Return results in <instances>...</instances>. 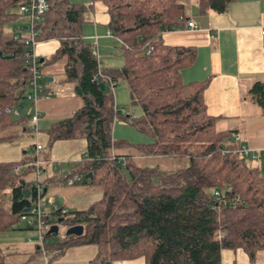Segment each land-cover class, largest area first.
<instances>
[{"label":"trees","instance_id":"obj_1","mask_svg":"<svg viewBox=\"0 0 264 264\" xmlns=\"http://www.w3.org/2000/svg\"><path fill=\"white\" fill-rule=\"evenodd\" d=\"M183 1L91 0L90 7L99 2L106 8L108 32L123 52L120 68L102 70L93 45L82 38L85 7L49 0L37 25L42 31L37 42L57 40L59 47L48 59L38 58L40 97L48 96L49 83L40 70L64 60L62 82L73 86L81 106L44 130L47 147L84 140L85 157L63 182L78 176V182L98 185L102 197L83 211L65 212L58 205L44 215L49 230L35 252L50 255L46 264L69 248L87 245L97 249L89 264L139 258L144 264H220L224 250L242 251L250 261L264 252V167H251L249 162L257 161L233 154L241 148L230 142L234 132L216 130V118L207 114L204 103L208 80L182 82L181 71L194 63L195 48L166 46L161 40L162 34L179 30L186 22ZM234 1L196 0L195 8L200 15L225 14ZM24 2L0 0V143L26 134L30 118L22 111L31 92L32 73L26 60L32 51L24 45L22 29L21 36L4 34L5 24L20 16L17 10ZM120 83L127 86L131 105L142 113L124 120L148 136L149 144L112 138L120 116L113 90ZM248 94L264 116V82L253 83ZM6 108L16 109L19 116L5 114ZM137 159L152 163L142 165ZM158 159L179 160L185 167L163 171L153 162ZM29 164L28 160L0 163V232L30 216L27 211L37 200L31 188L35 179H26L35 175ZM6 189L11 192L9 211L1 200ZM25 189L30 191L27 198ZM54 226L58 234L50 231ZM73 226H82L83 233L65 236ZM53 237L58 241L53 242ZM0 264H5L1 249Z\"/></svg>","mask_w":264,"mask_h":264},{"label":"crops","instance_id":"obj_2","mask_svg":"<svg viewBox=\"0 0 264 264\" xmlns=\"http://www.w3.org/2000/svg\"><path fill=\"white\" fill-rule=\"evenodd\" d=\"M195 1H183L186 22L179 30L162 34L161 40L166 46L195 48L196 59L192 66L181 71V79L183 83L208 80V86L204 91V103L207 114L216 118V130L218 132H234L230 142L251 152L264 151V116L260 108L250 100L248 94L253 83L264 82V40L261 38V30L264 29V0H235L229 5L225 14L207 12L203 15L197 12ZM90 3L91 0L87 5L82 4L85 7L82 38L93 45L96 55H99L101 60L106 56L109 59L107 64H104L105 67L100 66L102 70L118 69L123 65V60L119 58L114 60L113 58H117L115 48L116 43L120 45V42L108 32L109 17L106 8L99 2L90 7ZM187 22H192L196 28L186 30ZM45 42L47 43L40 42L42 45L40 44L39 47L42 49L34 50V54L37 53L39 58L44 56L43 51L46 47L54 48L55 45L59 47L57 40ZM45 44L48 45L45 46ZM53 75L52 72H49L48 77L51 79V81L48 80L49 83L54 82ZM59 82L63 84L61 86H67V83L62 82V78H59ZM48 90L49 88H47ZM50 92H52V96L48 94V96L38 99L34 107L31 106L39 113L38 129L45 128L57 120L71 117L81 106V100L74 94L72 85L63 91L54 92L52 90ZM30 128L31 123L28 120L26 134L15 141L0 143V163H21L25 160L31 163L30 161L36 155L32 144L30 145L32 150L30 158L21 156L13 158L12 156L16 152L17 155L19 153L26 155L25 149L29 142L23 139H28L27 137L35 139ZM40 137H44V143L46 142L45 145H47V136L45 134L41 136L39 133L38 141H40ZM69 141L74 140L63 142ZM55 144L50 149H53ZM38 155L43 163H47L44 165L40 179L41 183L45 185L46 193L50 184L56 185L55 181H63L65 178H58L52 173L51 168L52 170L55 168L51 163L54 160L49 153L45 154V147ZM70 173H72L71 170ZM55 206L58 205L51 201V207L47 208L44 213H50ZM62 209L67 212L65 208L62 207ZM95 250L97 252L96 248ZM94 257L82 262H60L58 264H89ZM43 259L46 264V259L44 257ZM228 263L264 264V252L258 253L255 260L250 261L242 251L227 252L224 250L220 255V264ZM112 264H144V260L139 258Z\"/></svg>","mask_w":264,"mask_h":264},{"label":"rangeland","instance_id":"obj_3","mask_svg":"<svg viewBox=\"0 0 264 264\" xmlns=\"http://www.w3.org/2000/svg\"><path fill=\"white\" fill-rule=\"evenodd\" d=\"M71 4H79V5H87L90 0H67ZM88 13V12H87ZM88 15V14H86ZM27 24V20L19 16L15 20H12L5 24L4 26V34L7 36L17 37V35L21 36L22 34L17 32V29H22L24 25ZM47 43V42H43ZM39 44V45H38ZM34 50L41 48L39 47L41 43H38ZM42 45V44H41ZM48 44H45V46ZM57 45L54 48L46 47L45 51H43L44 56L41 58L48 59L53 55L57 50ZM42 49V48H41ZM122 49L119 44L116 43L115 48V56L117 58H113L114 60L122 59ZM37 54V53H36ZM35 54V55H36ZM37 56V55H36ZM38 57V56H37ZM99 66L105 67V63L109 60L106 58L101 60V57L97 55ZM123 60V59H122ZM102 64V65H101ZM63 65L64 60H60L57 63L51 66L42 67L41 74L43 75L44 81L48 78L49 72H52L54 82L46 83V87L49 88L48 92L54 90L55 91H63L68 87H71L70 84H66L67 86H61L59 82V78H63ZM57 87V88H56ZM47 92V93H48ZM49 96H52V92L48 93ZM113 97L115 106L118 114H120L119 118L115 119V122L112 127V138L115 141L125 140L130 144H149L151 139L138 132L133 126H131L130 122L124 120L125 117L137 118L141 113V109L138 106H132L130 103V96L127 86L124 83H120L113 90ZM33 111L29 102L25 103L23 114H30ZM50 126V125H49ZM43 127L37 130L41 136H44V130L48 129V127ZM24 138L26 142H29V145L26 147L25 152L26 155L17 152L12 155L13 158L17 156H21L24 158H30L32 156L31 144L35 145L36 140L34 138ZM42 146L45 145L44 137H40V141H38ZM45 147V154L49 153L51 158L54 160L53 167L54 170L51 171L58 178H65L70 174L71 168L77 162H80L85 154V142L83 140H74L69 142H58L55 144L53 149H49L47 145ZM38 156L39 155H35ZM40 159V158H39ZM137 162L142 165H149L152 163L150 160L137 159ZM154 163L159 164L160 170L172 172L176 170V168L185 167L184 163L179 160H155ZM260 164L264 167V160L257 162H249V166ZM44 168V166H43ZM30 177V178H29ZM78 177V176H77ZM28 180L35 179V175H29L26 177ZM54 183V182H53ZM67 182L63 181H55V184H50L48 187V191L44 194V201L41 203V211L46 212L47 208L51 207V201L54 202L55 205H60L67 210V212H75V211H83L86 210L92 203L98 201L102 197L101 189L98 185L95 184H84L83 182L75 181L72 185H67ZM56 188V190H53ZM5 210H10L11 204V192L9 189L3 191L1 198ZM32 217H30L31 220ZM33 219V218H32ZM63 230L60 231L59 237L63 238ZM40 236L37 230L31 229L30 225L27 221L20 220L16 222L11 230L0 232V249L1 256L5 264H45L43 255L36 253V247L40 246ZM96 246L87 245V246H79L67 249L63 255L59 256L56 259L50 261L49 264H58V263H73V262H82L87 260L88 258H93L95 255ZM227 252H230L226 250ZM228 255V254H227ZM50 256V255H49ZM230 264V263H228Z\"/></svg>","mask_w":264,"mask_h":264},{"label":"built area","instance_id":"obj_4","mask_svg":"<svg viewBox=\"0 0 264 264\" xmlns=\"http://www.w3.org/2000/svg\"><path fill=\"white\" fill-rule=\"evenodd\" d=\"M49 8V0H25L24 4L18 7V14L22 17H24L27 20V24L24 26L26 29L22 28L24 31L26 38L24 40L25 47H29L31 49V54L26 60V63L30 65L31 67V75L32 79L29 83L31 87V92L27 95V100L29 102L33 103V107L38 99H40V93L42 91V86L40 85L42 82V77L39 74L38 71V58L34 54V48L38 44L37 37L42 34V31L37 28V25L43 21L44 14L48 11ZM196 28V25H194L192 22H187L185 25L186 30H193ZM20 28L17 29L18 33H21L22 31ZM261 38L264 40V29L261 30ZM148 51L147 53H149ZM5 114L13 115L15 117L19 116V112L16 109H9L6 108L4 110ZM39 119V113L36 110H33L30 113L29 121L31 123V131L35 136L36 144L34 145V149L36 151V155L40 153L43 150V147L40 143H38V136L39 132L37 130V122ZM233 154H236L240 157H248L253 161H258L259 159L264 160V151L260 152H251L245 148H239L233 151ZM47 163H43L38 156H35V160L33 163H30L29 166H33L35 170V181L33 182L31 188L33 192L37 196V200L34 203V205L31 207V209L28 210V213H30V216H24L21 220L27 221V223L30 225L31 228H35V230L38 231L40 236V242L41 245L44 243L43 236L46 234V232L49 230V226L44 224L43 217L46 215V213L42 212L40 209L41 203L44 201V197L41 196V193L43 192V187L41 183V175L43 172V166ZM18 167L15 168L16 171H18ZM75 181H79V177L75 176L73 178L68 179L67 185H72ZM215 197L219 198V193H214ZM31 220H28L30 219ZM44 258L47 261V257L44 256Z\"/></svg>","mask_w":264,"mask_h":264},{"label":"water","instance_id":"obj_5","mask_svg":"<svg viewBox=\"0 0 264 264\" xmlns=\"http://www.w3.org/2000/svg\"><path fill=\"white\" fill-rule=\"evenodd\" d=\"M24 29H26V27H23ZM42 62V61H41ZM49 81H51V79H48ZM100 88L103 90L104 89V85L103 84H100L99 85ZM89 177H91V175L89 174L88 175ZM21 183L23 184V182L21 181ZM45 193V191H44ZM23 195L27 198L29 197L30 195V191L25 189L23 190ZM28 212V211H27ZM53 234H58L59 232V228L57 226H54L51 228L50 230ZM83 233V227L82 226H73V227H70L68 228L66 231H65V236H80L81 234ZM58 241V237H53V242H57Z\"/></svg>","mask_w":264,"mask_h":264}]
</instances>
